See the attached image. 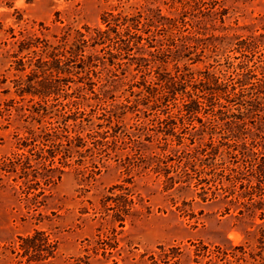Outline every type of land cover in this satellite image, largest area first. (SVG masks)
Returning <instances> with one entry per match:
<instances>
[{
  "label": "rangeland",
  "instance_id": "rangeland-1",
  "mask_svg": "<svg viewBox=\"0 0 264 264\" xmlns=\"http://www.w3.org/2000/svg\"><path fill=\"white\" fill-rule=\"evenodd\" d=\"M217 1L167 30L184 14L178 0H0V264H264V171L250 177L244 167L259 157L264 164V97L244 112L257 86L235 83L239 64L264 77V0ZM108 12L139 21L130 33L142 39L119 69L102 64L117 39L110 33L100 43ZM117 30L135 41L125 25ZM78 31L87 40L82 55L60 57V72L51 71L50 53L62 56ZM34 37L43 41L28 63L17 44ZM243 39L248 45L239 48ZM141 44L152 52L136 60ZM157 56L174 71L187 64L192 82L209 74L234 81L224 106L196 117L213 124L215 146L244 116V139L213 157L198 122L173 100L138 95L134 82L154 85ZM175 117L184 119L166 136ZM53 130L78 133L83 145L63 142L66 157L51 164ZM204 151L206 159L192 157ZM35 232L34 260L26 262L21 238Z\"/></svg>",
  "mask_w": 264,
  "mask_h": 264
},
{
  "label": "trees",
  "instance_id": "trees-1",
  "mask_svg": "<svg viewBox=\"0 0 264 264\" xmlns=\"http://www.w3.org/2000/svg\"><path fill=\"white\" fill-rule=\"evenodd\" d=\"M178 1L181 5V8L184 9V12H183L184 14L181 15L182 17H180L179 20L173 19L174 21H171V22L168 21L167 30L168 29L172 30L173 28L177 29L178 27H180L179 22H184V19H185V16L188 10H192L194 15L199 14L201 16H204L207 14V12H209L210 10L215 8L216 5H218L217 0H209V1L207 0H178ZM101 19H102V22L105 24L106 28L103 30H99V35L102 38L100 43H103L104 40L109 37L110 33H114V36H117L116 40H112L114 39V37H112L111 39L112 40V44H111L112 50H109L107 52L108 55L104 58L102 64L104 67L119 69L123 65L120 59L124 56H129L130 51L133 49V46L138 45L142 39L140 35H137L136 33H130L131 32L130 28L137 29L136 26L139 21L136 17H133V16H127V15L121 16L120 13L112 14L111 12L102 14ZM166 19H169V18H166ZM122 25H125V29L127 30V32H124V34H126L128 38L129 37L135 38V41H132L130 43L129 39L122 40V38H120L119 35L121 33H118L117 29ZM78 32H79L77 35L79 37L78 39L74 38V40L68 46L66 45V42H65L64 45H66L67 48L64 50V52L60 54L62 56H58L57 54L50 53L51 54L49 55L50 60L48 61L46 60V61L50 65V69H52L51 71L55 73L60 72V69H61L60 62L62 61L60 57H66V60L68 59L70 61H74L76 60L75 58H78V56L82 55L81 51H83V49H81L80 45L81 43H86L87 40L84 38V34L82 32L80 31ZM97 32H98V29H97ZM42 41L43 40H40L38 37H34V41L32 40V38L28 42L22 40L18 42L17 44L18 52L26 51V58L28 60V63H31L33 59L32 54L37 52V50L39 49V48L37 49V47H39V44ZM238 44H239L238 45L239 48H243V47H246V45H248L245 39L240 40ZM32 47H35L36 49H33ZM147 47H153V45L149 44L146 46V44H141L140 46L135 47L136 60H140L141 58L144 57L142 54L143 52H147L148 54H151L152 51L148 50ZM157 58L158 60L155 61V63L157 64L153 68V70H151L153 72L152 79L154 78L153 79L154 85L149 84L151 80L147 81L148 79H143V78L139 79V82L138 81L134 82V85L138 88V91H137L138 95H142L145 98V96H147L148 93L149 94L152 93L154 101H159L161 98L167 101L173 100V107H176L177 111L181 112L182 114H185V115L187 114L188 121L190 123H192L194 119L198 122V126H196V129H198L199 133L202 136L206 135V137L209 138V143L207 145L210 146L209 151H213L212 152L214 154L213 157H215L216 153L219 152L220 145H224L225 148H229L234 145H237L240 139H244L245 136H242V130H244L242 129L244 126V116H242L241 118L240 116H237V119H239L238 123L240 124L239 125L240 127L233 126L232 128V133L234 132L236 134L225 136V143H223L222 140H218V144L213 146L211 142L213 141L212 140L213 133L209 131L211 128H213L212 127L213 124H211L210 126L202 118L196 117V114L199 113L201 110L213 111L212 108L213 106H216V105L224 106V104L220 102V99L224 97V99L228 101L231 98V96H229L230 93L227 90L229 88L234 90L235 89L234 84L237 82H240L239 84L240 86L246 85L249 83H252V85L257 86L256 93H254L252 97L249 100H247V102H250L247 105L248 107L246 106L244 108V112L256 111L255 109H259L260 107L259 106L260 100H262L264 97V96H260V84L264 86V77L260 78L257 76V74H251L254 71V69L247 68V66H243L242 64L241 65L239 64L238 67L241 69L236 73L239 75V78L238 77L236 78L235 83L234 81L229 82V83L222 82L214 74L201 75V77L197 79L198 81L197 83L196 80H195L196 82H192L194 76L192 72H189L187 68L189 66L187 64L180 66V67H183V69H187L186 72L182 73L180 71L181 68L178 69L179 66H176L175 71H174V68L173 70H171V68L168 67L169 61L166 60L167 57L162 59L161 56H157ZM38 60L42 62L40 59ZM20 61L22 62V60ZM39 61L34 62L37 68L40 66L38 65ZM136 65L138 67L142 66V64L138 62L136 63ZM139 69L140 71H142L141 68ZM151 71L149 73H151ZM250 78H253L255 81L253 82L248 81V79ZM158 87L160 88L158 89ZM262 88L264 90V87ZM239 92H236V93L234 92L235 93L234 95H243L242 91H239ZM38 97H41V96H38ZM143 103L144 102H142V104ZM213 114L214 112L211 113V115ZM66 117L62 119V122L64 124H66L67 122V120L65 119ZM69 119L73 120L74 123L77 122V119L75 118H69ZM178 119H184V118L175 117L171 119L169 122L165 123L166 126H165L164 134L166 136L175 134L174 127ZM219 119L225 120L227 119V116H224L223 118H219ZM77 123H82V120H79ZM238 129H241V130H238ZM56 130H53L54 134H49V135L47 134L48 137L46 138L48 139L51 136L52 138L50 139L53 142L52 149L50 150L51 154L49 156V160L51 161L50 162L51 164H53L56 161V158H57L56 156L58 154L59 155L61 154L63 158L66 157V153L68 149L66 150L60 149L63 145V142L68 143L70 140L76 138L78 139L79 144L77 143L78 141L74 142L73 148L75 147L77 148L78 146L83 145L82 143L83 138H81L78 133L74 134L73 136H70L69 134H62V133L58 134L57 133L58 131ZM206 152L207 151H204L203 153L196 152L192 154V157L195 158L196 156L201 155L203 156L204 159H206V156H207ZM250 153L254 154L252 150H250ZM237 154L243 155L246 153L241 150L237 152ZM258 160L257 162H255L254 165L251 164L250 166H246V165L244 166L245 169L251 175L250 177H254V176L259 177L260 169L264 171V164H261L262 166L260 167V157L258 158ZM229 169L232 173H239L238 166L231 167ZM247 182L250 183V180H248ZM38 233L41 234V232H35L33 236H27L25 238H21L24 243L20 244L21 250L18 253L21 256L26 257V262L34 260L32 251H34L36 248H34L35 244L33 243L32 240L35 238V235H37Z\"/></svg>",
  "mask_w": 264,
  "mask_h": 264
}]
</instances>
